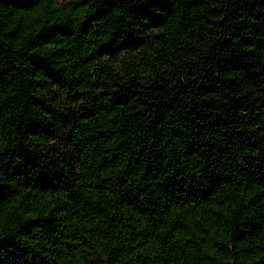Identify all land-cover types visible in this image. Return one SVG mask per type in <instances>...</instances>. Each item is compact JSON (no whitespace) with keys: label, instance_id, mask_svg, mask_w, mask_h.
Masks as SVG:
<instances>
[{"label":"trees","instance_id":"obj_1","mask_svg":"<svg viewBox=\"0 0 264 264\" xmlns=\"http://www.w3.org/2000/svg\"><path fill=\"white\" fill-rule=\"evenodd\" d=\"M0 264H264V0H0Z\"/></svg>","mask_w":264,"mask_h":264},{"label":"rangeland","instance_id":"obj_2","mask_svg":"<svg viewBox=\"0 0 264 264\" xmlns=\"http://www.w3.org/2000/svg\"><path fill=\"white\" fill-rule=\"evenodd\" d=\"M58 1H65V0H58ZM55 148L61 150L63 148V144L59 143V141L56 142Z\"/></svg>","mask_w":264,"mask_h":264}]
</instances>
